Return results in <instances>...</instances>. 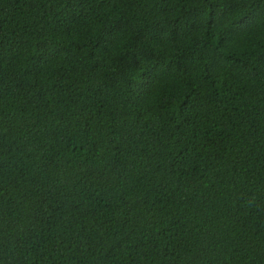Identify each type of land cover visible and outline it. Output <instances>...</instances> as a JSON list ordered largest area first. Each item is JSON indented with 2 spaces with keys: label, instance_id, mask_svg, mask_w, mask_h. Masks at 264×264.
Segmentation results:
<instances>
[{
  "label": "trees",
  "instance_id": "16d2710c",
  "mask_svg": "<svg viewBox=\"0 0 264 264\" xmlns=\"http://www.w3.org/2000/svg\"><path fill=\"white\" fill-rule=\"evenodd\" d=\"M0 264H264V0H0Z\"/></svg>",
  "mask_w": 264,
  "mask_h": 264
},
{
  "label": "snow or ice",
  "instance_id": "6c2138e0",
  "mask_svg": "<svg viewBox=\"0 0 264 264\" xmlns=\"http://www.w3.org/2000/svg\"><path fill=\"white\" fill-rule=\"evenodd\" d=\"M214 22L223 23V20L221 19L219 21H214ZM244 27H246V21H244L243 19L238 22H233V24L228 29L225 30L224 38L225 39L230 38L231 35L235 34L236 32L242 31Z\"/></svg>",
  "mask_w": 264,
  "mask_h": 264
}]
</instances>
